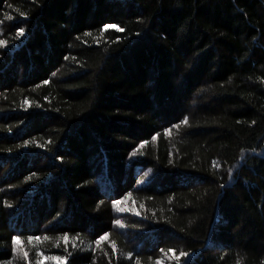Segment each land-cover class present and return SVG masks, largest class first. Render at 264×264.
Here are the masks:
<instances>
[{"label":"trees","instance_id":"trees-1","mask_svg":"<svg viewBox=\"0 0 264 264\" xmlns=\"http://www.w3.org/2000/svg\"><path fill=\"white\" fill-rule=\"evenodd\" d=\"M0 41V264H264V0H0Z\"/></svg>","mask_w":264,"mask_h":264},{"label":"snow or ice","instance_id":"snow-or-ice-1","mask_svg":"<svg viewBox=\"0 0 264 264\" xmlns=\"http://www.w3.org/2000/svg\"><path fill=\"white\" fill-rule=\"evenodd\" d=\"M18 34L22 35L23 34V30L21 29ZM5 43L6 42H4V41H0V44H5ZM45 83H47V81H45ZM25 143H28V142L25 141ZM28 179H31V177H29ZM113 203L116 204V203H118V201H113ZM121 211H123V209H121ZM116 223L119 224L120 221H116ZM106 238H107V235L100 237L99 240L97 241V243H99V241L104 240ZM12 239H13V241H15L17 238L16 237H13ZM29 239L31 240L33 238L30 237ZM161 251H163V250H161ZM169 251H172V250L170 249ZM27 255H28L27 252H24V256L27 257ZM129 255H131V254H129ZM181 255H187V254L186 253H181ZM137 264H139V261H137ZM157 264H160V262L157 261Z\"/></svg>","mask_w":264,"mask_h":264},{"label":"bare ground","instance_id":"bare-ground-1","mask_svg":"<svg viewBox=\"0 0 264 264\" xmlns=\"http://www.w3.org/2000/svg\"><path fill=\"white\" fill-rule=\"evenodd\" d=\"M95 2V1H94Z\"/></svg>","mask_w":264,"mask_h":264}]
</instances>
